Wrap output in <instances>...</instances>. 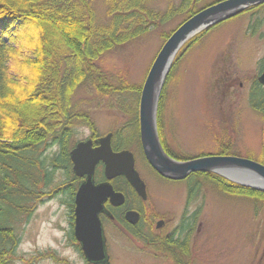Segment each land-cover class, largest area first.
Returning <instances> with one entry per match:
<instances>
[{
	"label": "rangeland",
	"instance_id": "1",
	"mask_svg": "<svg viewBox=\"0 0 264 264\" xmlns=\"http://www.w3.org/2000/svg\"><path fill=\"white\" fill-rule=\"evenodd\" d=\"M182 1L150 0L148 5L166 11L170 6L177 8ZM216 1L201 0L196 9ZM95 5L100 19L106 21V1L95 0ZM191 6L107 51L97 64L115 85L121 80L143 85L164 44V35L186 20ZM259 12L251 8L204 30L198 40L178 53L157 114L159 137L164 149L171 150L170 156L172 152L192 157L221 154L226 146L237 153L234 155L264 159V110H258L249 97L250 85L264 67V11ZM90 85L86 82L78 87L75 102L81 112L89 114L93 124L74 127L70 151L93 134L119 133L116 141L134 152L136 168L147 184L152 205L169 212L179 237L189 239L191 264H264V204L258 203L256 208L254 198L228 193L209 180L203 181L197 195L188 202L187 180L162 178L142 155L134 121L129 124L139 106L137 92L101 94ZM64 173H56L51 188H62L55 190V196L37 194L29 221L17 218L16 232L21 236L17 264H87L68 233L71 218L68 197L62 193L67 187ZM105 236L108 264H179L175 257L162 255L156 244L135 239L114 223L106 224ZM170 253L175 255L174 251Z\"/></svg>",
	"mask_w": 264,
	"mask_h": 264
},
{
	"label": "trees",
	"instance_id": "2",
	"mask_svg": "<svg viewBox=\"0 0 264 264\" xmlns=\"http://www.w3.org/2000/svg\"><path fill=\"white\" fill-rule=\"evenodd\" d=\"M105 1L107 20L102 21L95 0H0V264H17L21 236L16 232V220H30L39 192L56 195L55 190L62 186H51L59 170L73 185L66 189L77 188L68 144L75 126L93 124L75 102L78 87L88 82L101 94L137 92L140 100L143 85L124 80L115 85L97 64L98 59L162 25L185 6L194 5L186 19L191 17L200 10L196 5L201 0H183L179 8L170 6L166 11L148 5L150 0ZM174 30L164 35V42ZM251 102L264 110V100ZM133 121L139 138L138 109L129 124ZM115 141L116 150L128 148ZM225 148L221 154H237ZM171 154L180 160L193 158ZM255 160L264 164V159ZM120 179H114V187L124 190ZM186 180L188 202L203 181L209 180L223 191L254 198L256 208V204H264L263 190L233 184L211 172H194ZM78 250L82 254L79 246Z\"/></svg>",
	"mask_w": 264,
	"mask_h": 264
},
{
	"label": "water",
	"instance_id": "3",
	"mask_svg": "<svg viewBox=\"0 0 264 264\" xmlns=\"http://www.w3.org/2000/svg\"><path fill=\"white\" fill-rule=\"evenodd\" d=\"M264 0H218L205 6L182 22L168 37L156 55L142 87L139 105L140 140L149 164L162 176L171 180L186 179L194 172H214L246 186L264 191V164L236 155L210 154L186 160L170 156L164 149L158 133V105L166 79L181 49L196 35L223 21L237 16ZM264 85V72L259 76ZM112 133L102 139L100 147L91 149V140H83L70 151L73 171L86 176L76 195L75 236L86 260L93 264L110 261L106 236L100 212L107 199L115 205L124 202V195L116 191L112 180L125 176L138 194L146 198V183L136 168L134 153L129 149L114 151ZM105 164L106 181L95 183L97 164ZM127 218L138 221V212L129 210Z\"/></svg>",
	"mask_w": 264,
	"mask_h": 264
},
{
	"label": "flooded vegetation",
	"instance_id": "4",
	"mask_svg": "<svg viewBox=\"0 0 264 264\" xmlns=\"http://www.w3.org/2000/svg\"><path fill=\"white\" fill-rule=\"evenodd\" d=\"M254 10L260 11L259 13L264 11V2L260 4L253 5L250 7ZM248 8V9H250ZM263 19H264V14H263ZM259 25V22L257 23V26ZM264 72V67L261 69V72L258 74L257 78L254 79L253 83L250 85L249 88V97L250 100L254 99L256 101L259 100H264V95L262 96L260 93V90H264V85L259 81V76ZM243 86V82L240 84ZM264 94V91H263ZM108 132L105 135H95L93 134L92 136L84 139V140H91L92 145L91 149H96L100 147L101 141L103 137L108 135ZM115 135V132L113 131L112 133V138H111V145L113 150L115 151L116 149L113 146V141ZM121 138L125 136L124 132H120ZM139 141L140 140V121H139ZM77 145V143L75 144ZM142 146V145H141ZM118 151V150H116ZM170 154V152H168ZM70 156V153H69ZM71 159V158H70ZM72 162V161H71ZM73 166V163H72ZM155 171V170H154ZM156 172V171H155ZM157 173V172H156ZM159 176H161L164 179H168L159 173H157ZM99 175V177H98ZM78 179L77 181V188L75 190L73 189H65L62 193H65L68 197V209H69V215H70V229H69V234L70 238L75 240V246L78 250V246L80 247L82 251V256L85 258L82 246L79 242V240L75 236V220H76V215H75V209H76V195L78 192V188L81 185V183L86 179V176H77ZM116 178H121L120 181L122 184L125 186L129 187V190L125 188L124 190H117L115 187L116 191H120L124 195V202L120 205H115L113 202L109 199H107L104 203V210L100 212L99 216L102 221V225L104 227L105 231V226L108 223H114L118 226L120 230H122L124 233L133 235L135 239L142 240L143 242L147 243L149 242L152 245H157L159 250H161L162 255L170 256V257H175L174 260L179 263V264H191L190 258V242L189 239L183 240L182 238H179V230L178 226H173L172 227V217L169 214V212H161L157 208L152 205L151 202V197L149 195V191L147 188L146 184V190H147V197L143 198L141 197L138 192L133 188V186L129 183V181L126 179L125 176H118ZM114 178V179H116ZM124 178V179H123ZM112 180V184L113 181ZM106 181L105 178V164L103 161H100L95 169V183L98 184L100 182ZM71 185L68 181L66 182L67 185ZM114 185V184H113ZM61 188H59L60 190ZM48 191H44L40 193V196L43 194L45 195ZM57 194V191H56ZM129 210H135L138 212V221L136 223H132L129 221L127 218V213ZM170 248V249H169ZM168 249V250H167ZM79 251V250H78ZM175 252V255L173 256L172 252ZM109 254V253H108ZM86 260V258H85ZM87 264H93L90 263L86 260Z\"/></svg>",
	"mask_w": 264,
	"mask_h": 264
}]
</instances>
